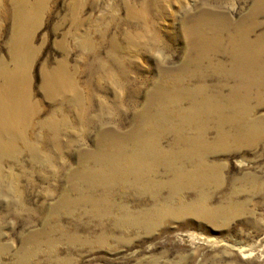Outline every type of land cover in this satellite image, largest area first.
<instances>
[{
    "label": "rangeland",
    "instance_id": "374dc122",
    "mask_svg": "<svg viewBox=\"0 0 264 264\" xmlns=\"http://www.w3.org/2000/svg\"><path fill=\"white\" fill-rule=\"evenodd\" d=\"M37 1L29 82L40 113L27 130L31 147L18 139L14 157L0 160V264H264L263 66L243 68L228 86L243 96L233 97L236 104L231 106L249 112L239 128L236 124L227 128V139H212L206 157L211 182L147 190L128 180L104 185L94 165L101 169L111 153L101 152L104 148L98 145L103 124L99 120L105 117L99 110L106 108L114 118L113 127L122 131L125 124L123 131L131 134L128 127L135 110L177 117L181 97L192 93L204 109L212 102L208 98L220 92L222 81L211 86L192 83L181 71L185 62L192 69L185 61L184 9L197 10L198 3L160 0L163 11L161 20H155L159 23L152 33L155 43L147 47L155 53L133 50L123 55L102 41V34L119 33L122 28L117 24L124 20L127 5L138 6L142 0ZM251 5V0L225 4L235 22ZM12 11L8 0H0V60L8 59ZM260 19L264 21V16ZM258 34H264V23ZM135 48L142 51L141 46ZM62 61L70 73L64 72L61 81L78 85L85 98L80 119L72 97L67 102L60 93L49 98L43 91V69ZM99 98L106 107L99 105ZM163 100L173 105H160ZM215 105L220 108L221 100ZM229 107L225 105V111ZM50 114L58 123L54 128L47 124ZM104 122L109 125L106 117ZM148 129L160 131L151 124ZM129 145L122 144L121 150L128 151ZM121 161L119 155L107 166L114 168ZM131 164L105 173L114 179L127 174ZM156 176L149 172L150 184ZM141 209L152 210L157 217L150 215L145 223L130 218Z\"/></svg>",
    "mask_w": 264,
    "mask_h": 264
},
{
    "label": "bare ground",
    "instance_id": "6f19581e",
    "mask_svg": "<svg viewBox=\"0 0 264 264\" xmlns=\"http://www.w3.org/2000/svg\"><path fill=\"white\" fill-rule=\"evenodd\" d=\"M8 2L13 10L14 32L8 49V59L0 60V160L6 156L14 157L18 152L15 144L18 139L24 141L23 146L31 147L29 138L26 139L29 137L27 130L32 125L34 116L40 113V106L32 98L29 82L33 29L36 24L34 18L39 1L8 0ZM251 2L250 11L239 22H235L231 17L225 6L226 0H214V2L195 0V3H198L197 10L184 9L181 30L188 41L185 61L188 65L191 64L192 69H189L185 62L181 69L182 74L186 79L190 78L192 83L198 82L207 86L215 82H223L219 88L220 92H217V96L213 94L208 98L212 102L209 101L204 109L200 107L203 105L200 104L201 99L196 97L194 101L193 94L188 93L190 96H183L179 100L177 117L175 115L154 117L146 110H135L128 127L132 131L131 134L123 131L127 126L125 124L121 126L122 131L113 127L111 121L114 118H111V113L106 108L99 110V114H105L109 123L108 125L104 122V116L99 120L103 124L99 127L100 144L98 145L102 146L101 149L104 148L101 152L108 151L111 154L105 158L101 169L98 170L94 165L98 175L101 174L104 185L108 183L117 185L128 180L131 186L142 184L141 190H147L176 186L178 183L190 186V184L203 185L211 182L212 173L206 157L210 152L212 139L215 141L227 139L229 136L227 128L234 124L238 126L249 112L247 109L236 110V105L231 106L233 103L236 104L233 97L242 99L243 96L233 94L228 86L237 81L243 68L251 70L256 66L252 70H259V64L264 68V45H260L264 43V34L257 35L258 29L264 23L260 19L264 16V0H251ZM126 11L124 20L117 24V28H122L119 33H113L108 37L107 31H104L102 41H108L117 54L125 55L133 50L137 53L147 51L154 54L155 51L147 47L155 43L152 38L153 28L159 24L155 20H161L163 11L160 0H142L138 6L129 4ZM259 45L263 48L259 49ZM138 46L142 47V51L135 48ZM206 63L209 65L205 69ZM43 72L42 87L46 95L51 98L60 93L64 101L70 99L69 96L72 97L79 106L75 116L80 119L85 98L78 85H73L70 80L61 81L63 80L61 76L66 77V73H70L66 62H59L53 69L45 66ZM101 83L99 80L97 84L101 86ZM115 97L119 102L120 95L117 94ZM219 100L222 102L220 108L215 105ZM163 101L159 104L164 103L168 107L173 105L168 100ZM99 105L106 107L100 98ZM225 105L230 106L227 111L224 109ZM189 106L195 107L189 109ZM246 120L245 118V122ZM47 124L51 128L57 126L58 123L52 119V114L48 115ZM148 124H151L154 130L160 131L149 130ZM60 128L61 126L57 127L58 130ZM73 134L78 136L75 132ZM166 142L168 144L164 146ZM126 143H130L129 150H121V145ZM119 155H122L121 163L113 164L112 167L132 163L131 169L125 175L110 179L105 172L114 168H108L107 163L118 161ZM87 158L94 163L89 154ZM149 172H157L156 179L151 184ZM163 178L167 181L164 182ZM95 179L97 181L99 176ZM102 198L108 199V196ZM159 199L158 196L154 197L156 203ZM153 209L158 210V208ZM139 211L137 216L130 218H141L140 222L145 223L149 216L154 214L152 210ZM153 216L157 217V215Z\"/></svg>",
    "mask_w": 264,
    "mask_h": 264
}]
</instances>
